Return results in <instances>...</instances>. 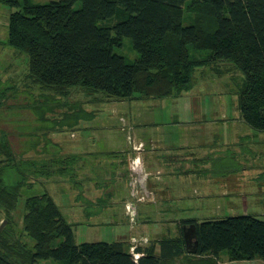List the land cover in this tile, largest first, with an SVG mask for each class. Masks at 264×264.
Listing matches in <instances>:
<instances>
[{
  "label": "trees",
  "instance_id": "trees-1",
  "mask_svg": "<svg viewBox=\"0 0 264 264\" xmlns=\"http://www.w3.org/2000/svg\"><path fill=\"white\" fill-rule=\"evenodd\" d=\"M19 8L8 16L7 41L27 56L32 85L59 96L74 88L112 101L164 99L190 90L196 69L211 66L219 76L242 75L240 115L253 130L264 132V0H22ZM185 11L192 18L187 24ZM123 38L138 54L133 62L114 51ZM49 109L38 105L32 114L50 124L42 117ZM17 111L10 116L19 117ZM81 113L67 114L51 128L72 127L87 115ZM87 116L91 120L94 114ZM2 147L10 162L0 166V214L10 224L0 232V264H161L187 254L181 229L187 224L196 226L197 255L217 258L227 251L232 260L264 262V220L250 214L183 220L178 238L158 242V254L154 245L137 246L134 252L140 255L134 259L127 242L76 243L72 225L47 194L25 199L21 225L32 242L24 245L14 236L11 213L31 164L14 153L15 160L10 158L6 143Z\"/></svg>",
  "mask_w": 264,
  "mask_h": 264
},
{
  "label": "crops",
  "instance_id": "crops-1",
  "mask_svg": "<svg viewBox=\"0 0 264 264\" xmlns=\"http://www.w3.org/2000/svg\"><path fill=\"white\" fill-rule=\"evenodd\" d=\"M202 92L111 103L114 123L126 119L127 133L113 123L89 125L88 151L74 155H88V227L100 226L103 242H127L129 235L158 254L160 240L180 236L181 221L220 219L248 207L253 191L245 192L247 179L264 174L262 153L245 144L255 130L243 121L237 95L215 106ZM122 203L134 209L131 230L125 221H93L116 217L93 210Z\"/></svg>",
  "mask_w": 264,
  "mask_h": 264
},
{
  "label": "rangeland",
  "instance_id": "rangeland-1",
  "mask_svg": "<svg viewBox=\"0 0 264 264\" xmlns=\"http://www.w3.org/2000/svg\"><path fill=\"white\" fill-rule=\"evenodd\" d=\"M11 1L16 4L11 5L0 1V82L1 86H3V91L0 94V166L10 162L1 153L4 143L10 148V151H13L10 152V158L15 160V157H13L14 153L16 158L31 164V169L28 170L26 175L27 179L24 181L20 196L16 201V207L11 213V218L14 222L11 221L14 225V236L20 243L29 244L30 246L32 240L23 231L21 225L25 199L34 195L47 194L58 206L65 220L72 225L76 242L107 241V238L102 237L103 233L100 226L94 229L88 227V212L91 211L88 210V155L84 157V155L79 154L82 158L74 155V153L88 151L89 125H94L96 122L99 124L103 122L113 123L117 124V126L120 125L121 129L127 133L128 122L126 119L120 118V123L117 121L114 123L115 115L111 113L110 106L115 101L106 99L104 95L99 94L95 97V95H87L83 91L71 88L66 95L59 96L50 90L31 84L27 77V56L10 47L7 41L8 16L10 12L19 10V4H22V0ZM30 1L43 4L59 0ZM80 7V2L74 5L75 9ZM120 16L121 14L117 17ZM191 20V15L185 11L184 22L187 24ZM114 21L115 19L110 23H106L111 24ZM114 51L123 56L128 62H133L138 58V54L132 49L131 41L128 38H123L121 44L116 46ZM206 55V53L202 52L197 53L199 58H206ZM235 76L233 77L230 74L219 76L211 66L200 67L194 73L192 90L203 91V96L209 94L210 100H212L211 104L218 106L225 100L230 99L232 101L233 98H236L237 87L240 86V81L243 78L240 74ZM212 91L214 92L213 95ZM38 105H45L50 108L48 112L42 115L43 119L49 121L50 124L40 123L36 120V116L32 114L33 107ZM14 106H19L21 109L12 108ZM15 111L20 113L19 117L10 116ZM76 111H82V113L84 112L87 115L93 112L94 116L91 120H88V116L84 115L72 127L58 126L51 128L53 123L59 124L67 114ZM216 113H218V110ZM157 114L158 110L155 111L154 116H159ZM18 128L22 130L21 135L17 131ZM30 132L33 134L32 137ZM127 138L129 140L130 137ZM245 144L252 152L255 150L262 153L263 162H260L264 168V132L253 131V136L247 139ZM135 147L141 148L140 145H135ZM66 161L72 162L67 164ZM133 163L135 164V161ZM63 168L67 171L66 173H63ZM129 173L127 174V179L129 178ZM247 181V191L245 192L253 191V195L249 196V202L247 201L248 207L231 209L227 213L232 215L250 214L264 220V194L258 196L259 193H257L260 190L264 191V174L255 176L252 180L247 179ZM259 182H262V184ZM259 197L261 200L257 201ZM236 205H239V202ZM0 209L2 210L1 206ZM93 211L116 213L115 218L107 215L105 218H95L93 221H116L121 223L125 221L126 230L133 228L132 224L134 225V222L131 216L126 214L124 203L118 204L117 208H99ZM9 224V221L5 217L2 218L0 214V232L8 227ZM112 227L114 226H105L107 229ZM117 227L115 226V228ZM130 238L134 237L128 235L127 243L129 244L131 242ZM124 240H126V237H124ZM39 264L59 263L39 261ZM161 264H264V262L260 259L232 260L229 253L223 251L217 258L209 255L187 253L183 257L167 262L163 261Z\"/></svg>",
  "mask_w": 264,
  "mask_h": 264
},
{
  "label": "water",
  "instance_id": "water-1",
  "mask_svg": "<svg viewBox=\"0 0 264 264\" xmlns=\"http://www.w3.org/2000/svg\"><path fill=\"white\" fill-rule=\"evenodd\" d=\"M182 232L186 252L195 255L198 247L196 226L194 224L183 225Z\"/></svg>",
  "mask_w": 264,
  "mask_h": 264
},
{
  "label": "built area",
  "instance_id": "built-area-1",
  "mask_svg": "<svg viewBox=\"0 0 264 264\" xmlns=\"http://www.w3.org/2000/svg\"><path fill=\"white\" fill-rule=\"evenodd\" d=\"M125 209H126V213L128 215L131 216V219L133 221V217H134V209L131 207V204H126L125 206ZM140 240H138L137 238H131V247H130V251L134 257V259H137L139 257V254L135 253L134 250L135 248L137 247V244Z\"/></svg>",
  "mask_w": 264,
  "mask_h": 264
}]
</instances>
